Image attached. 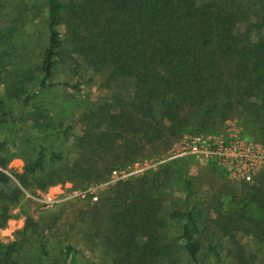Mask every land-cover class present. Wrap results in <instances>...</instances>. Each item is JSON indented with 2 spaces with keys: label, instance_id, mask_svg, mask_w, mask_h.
I'll return each mask as SVG.
<instances>
[{
  "label": "trees",
  "instance_id": "trees-1",
  "mask_svg": "<svg viewBox=\"0 0 264 264\" xmlns=\"http://www.w3.org/2000/svg\"><path fill=\"white\" fill-rule=\"evenodd\" d=\"M46 28L39 92L55 87V70L74 56L93 74L103 75L107 86L120 82L127 87L79 111L74 124L58 131L65 141L75 128L79 131L72 138L73 157L40 143L34 162L14 174L23 187L45 190L71 182L83 189L106 179L115 167L160 155L185 133L214 130L229 120L264 143V0H46ZM69 87L81 90L79 82ZM37 94L26 95L22 104ZM12 122L11 114L0 116V125ZM22 134L32 138L27 131ZM175 172L167 164L111 185L96 201L84 199L105 212L107 227L99 234L112 254L111 264H155L168 256L170 245L161 235L174 221L181 222L183 254L201 264L196 236L203 229L186 172L182 206L166 208L164 201ZM261 175L244 185L238 212L239 218L257 223L261 216L256 235L264 233ZM8 184L10 178L0 170V228L23 193L16 185L7 190ZM257 210L261 214L253 213ZM64 248L62 264H74L77 251L69 244ZM15 249L14 243L0 242V264H15ZM206 252L220 262L215 245Z\"/></svg>",
  "mask_w": 264,
  "mask_h": 264
},
{
  "label": "rangeland",
  "instance_id": "rangeland-1",
  "mask_svg": "<svg viewBox=\"0 0 264 264\" xmlns=\"http://www.w3.org/2000/svg\"><path fill=\"white\" fill-rule=\"evenodd\" d=\"M0 2V116L13 117L12 123L0 125V170L10 178L7 190L16 185L23 192L20 201L10 205L9 218L0 228V242L15 244V264H62L67 244L77 251L74 264H111L112 254L101 244L99 234L107 227L105 212L97 210L96 203L78 198L77 184L65 182L35 190L23 187L14 174L22 173L26 165L34 162L40 143L49 151H63L68 158L73 157L72 138L79 131L75 128L69 141L58 131L74 124L79 111L103 103L112 91H123L127 84L117 82L107 86L103 75L93 74L74 56L73 61L55 70L51 80L55 87L44 94L39 92L40 64L48 37L46 0ZM78 82L81 90L69 87ZM33 93L38 94L28 105H23V98ZM23 131L32 138L22 134ZM233 136L243 137L264 150V143L249 138L239 122L229 120L214 130L185 133L160 155L140 158L160 159L182 143L197 139L210 143ZM167 164L173 165L177 176L166 194V208L182 206L184 172L192 179L191 204L203 229L196 236L200 263L264 264V233L256 235L254 230L258 229L261 216L256 218L258 223L238 217L244 197L241 190L247 183L257 182L264 166L253 170L250 180H245L229 176L213 163L199 162L189 156L168 159L159 167ZM246 222L248 226L244 225ZM161 240L170 245V254L155 264H192L181 247L180 221L166 223ZM209 244L217 247L220 262H214L213 255L206 252Z\"/></svg>",
  "mask_w": 264,
  "mask_h": 264
},
{
  "label": "built area",
  "instance_id": "built-area-1",
  "mask_svg": "<svg viewBox=\"0 0 264 264\" xmlns=\"http://www.w3.org/2000/svg\"><path fill=\"white\" fill-rule=\"evenodd\" d=\"M187 156L199 162L213 163L229 176L241 177L245 180H250L253 170L264 166V150L259 149L253 142L243 137L233 136L210 143L197 139L182 143L166 157L160 159L140 158L122 167H115L106 179L78 189L75 194L80 199L89 198L96 201L101 191L119 181L156 170L168 159Z\"/></svg>",
  "mask_w": 264,
  "mask_h": 264
},
{
  "label": "crops",
  "instance_id": "crops-1",
  "mask_svg": "<svg viewBox=\"0 0 264 264\" xmlns=\"http://www.w3.org/2000/svg\"><path fill=\"white\" fill-rule=\"evenodd\" d=\"M57 186H55V187H52V188H56ZM52 188H50V189H52ZM49 195V194H48Z\"/></svg>",
  "mask_w": 264,
  "mask_h": 264
}]
</instances>
